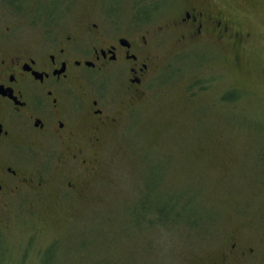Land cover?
<instances>
[{
	"label": "rangeland",
	"instance_id": "obj_1",
	"mask_svg": "<svg viewBox=\"0 0 264 264\" xmlns=\"http://www.w3.org/2000/svg\"><path fill=\"white\" fill-rule=\"evenodd\" d=\"M157 1L160 23L172 0ZM211 2L232 35H158V68L79 195L0 207V264H264V0ZM74 7L72 23L97 9ZM3 9L0 26L27 31L25 14ZM144 199L183 217L161 224Z\"/></svg>",
	"mask_w": 264,
	"mask_h": 264
},
{
	"label": "flooded vegetation",
	"instance_id": "obj_2",
	"mask_svg": "<svg viewBox=\"0 0 264 264\" xmlns=\"http://www.w3.org/2000/svg\"><path fill=\"white\" fill-rule=\"evenodd\" d=\"M158 2L89 0L97 9L72 23L75 0H0L1 16L9 9L29 22L26 32L0 26L2 210L18 198L79 195L106 136L121 130L158 68V35H178L181 45L232 35L211 0H172L156 23Z\"/></svg>",
	"mask_w": 264,
	"mask_h": 264
},
{
	"label": "trees",
	"instance_id": "obj_3",
	"mask_svg": "<svg viewBox=\"0 0 264 264\" xmlns=\"http://www.w3.org/2000/svg\"><path fill=\"white\" fill-rule=\"evenodd\" d=\"M235 98L230 96V97H227V100H234ZM145 199H147V197H145ZM145 199L141 201V204L142 205L144 204L145 206H142L140 211L147 215L149 213V210H153L155 212V214L157 213V215H158L157 219L162 220L161 224H165L167 222H172V221L177 222V218H175V217H179L180 220L182 219L183 216L180 212L178 213V215L172 213L174 211V208H175L172 204L161 203L162 205H159V206L150 205L149 207H147V205L145 203ZM141 212L137 213V210L135 212V216H136L137 221H140V218L144 217ZM191 213H193V212H191ZM188 218L192 219V220H189L191 224H198V222H199L195 219V214H190Z\"/></svg>",
	"mask_w": 264,
	"mask_h": 264
}]
</instances>
